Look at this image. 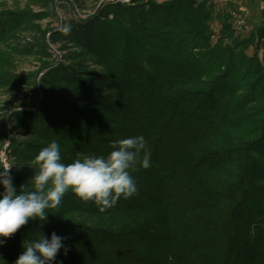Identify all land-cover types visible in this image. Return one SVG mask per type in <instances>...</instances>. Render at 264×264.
Segmentation results:
<instances>
[{"label": "trees", "instance_id": "1", "mask_svg": "<svg viewBox=\"0 0 264 264\" xmlns=\"http://www.w3.org/2000/svg\"><path fill=\"white\" fill-rule=\"evenodd\" d=\"M210 1L103 0L42 30L32 22L55 13L54 0L43 13L0 9V44L39 35L23 47L39 54L37 70L0 63V87L28 92L4 109L21 136L8 147L17 190L32 187L34 157L52 140L65 163L129 137L151 150L149 168L130 169L136 195L101 212L69 189L58 212L0 245V264L40 232L65 238L51 264H264V7L241 36Z\"/></svg>", "mask_w": 264, "mask_h": 264}, {"label": "clouds", "instance_id": "2", "mask_svg": "<svg viewBox=\"0 0 264 264\" xmlns=\"http://www.w3.org/2000/svg\"><path fill=\"white\" fill-rule=\"evenodd\" d=\"M68 29H65L67 32ZM107 155L77 153L70 162L62 161L60 145L52 140L35 155V171L27 184L14 186L11 178L12 164L0 171V245L10 239L31 219L47 220V213L59 210L69 189L83 201L94 202L101 212L113 207L123 197L138 193L130 169L137 164L147 169L151 166V150L143 136L116 140ZM41 234L36 239L22 242L24 251L14 264H51L64 246V237L53 232L50 238ZM67 249L65 248V254Z\"/></svg>", "mask_w": 264, "mask_h": 264}, {"label": "rangeland", "instance_id": "3", "mask_svg": "<svg viewBox=\"0 0 264 264\" xmlns=\"http://www.w3.org/2000/svg\"><path fill=\"white\" fill-rule=\"evenodd\" d=\"M44 0H0V9H29L32 13H43L46 8L43 6ZM77 7L71 9L65 3H59V1L54 0L56 3L55 13L43 16L39 19H34L33 24L38 26L41 30L46 27L56 26L59 28L62 22L69 19L73 15V11H77L81 16L88 13H92L95 7L103 0H78ZM211 6H213L214 11H226L231 16V21L235 25L236 17L234 14H239L245 20L247 24V29L236 31L244 36L247 31L259 24L261 20V9L264 7V0H211ZM214 14V13H213ZM210 27L214 32L218 31L219 25L218 20L214 16L210 21ZM245 31V32H244ZM39 35L37 32L28 28L25 31L17 34L14 38L7 41V43L0 44V63L4 65L7 69L15 71L16 73H31L37 70L39 66V54L35 50L26 51L23 47L31 45L32 40H34ZM215 40V36L212 38ZM45 40L50 41L49 33L45 35ZM52 51L58 56V60H61L62 51L58 50L60 45L59 42L51 43L48 42ZM251 53V49L248 50ZM41 74H39L40 76ZM38 76V77H39ZM28 100V92L25 86H21L18 89H14L10 86L0 87V152L6 148V155L3 156L0 161V166L3 171L4 164L11 163L14 166V158L10 155L9 145L14 139H21L18 135L8 116L5 115V110L9 106L15 105L17 103H24ZM3 123V126H2ZM5 132V137L1 135ZM12 169V168H11ZM3 189H0V193Z\"/></svg>", "mask_w": 264, "mask_h": 264}, {"label": "built area", "instance_id": "4", "mask_svg": "<svg viewBox=\"0 0 264 264\" xmlns=\"http://www.w3.org/2000/svg\"><path fill=\"white\" fill-rule=\"evenodd\" d=\"M117 1H128V0H117ZM234 17H236V20H235V25L234 27L238 30H244V29H247V24L245 22V20L243 19V17H241L239 14H234ZM6 148H4L3 150H1L0 152V161L2 160L3 156L6 155ZM6 164H4L5 166Z\"/></svg>", "mask_w": 264, "mask_h": 264}]
</instances>
